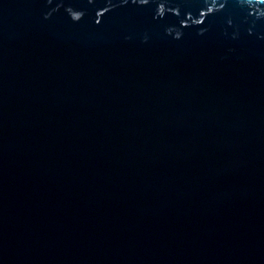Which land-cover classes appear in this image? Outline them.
<instances>
[{
    "label": "water",
    "instance_id": "1",
    "mask_svg": "<svg viewBox=\"0 0 264 264\" xmlns=\"http://www.w3.org/2000/svg\"><path fill=\"white\" fill-rule=\"evenodd\" d=\"M0 264H264V0H0Z\"/></svg>",
    "mask_w": 264,
    "mask_h": 264
}]
</instances>
